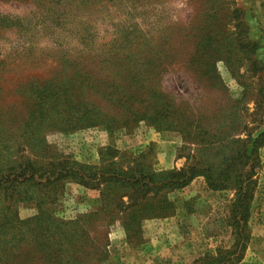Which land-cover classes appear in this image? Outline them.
I'll list each match as a JSON object with an SVG mask.
<instances>
[{"label":"rangeland","instance_id":"374dc122","mask_svg":"<svg viewBox=\"0 0 264 264\" xmlns=\"http://www.w3.org/2000/svg\"><path fill=\"white\" fill-rule=\"evenodd\" d=\"M250 41L254 48L240 45ZM129 71L156 75L166 102L222 141L197 145L176 130L108 124L122 110L97 91ZM262 132L264 0H0V179L18 175L28 161L46 171L44 179L55 168L98 166L107 149L119 165L136 160L157 175H182L194 163L220 179L250 172L248 241L237 264H264V146L251 152ZM239 151L246 156L236 158ZM207 183L196 176L138 198L129 188L96 190L68 178L24 186L31 200L19 204L8 201L4 186L0 264L26 263L19 256L25 236L4 225L11 219L5 209L26 224L35 201L64 221L96 214L89 237L101 243V264L217 257L234 243L237 191Z\"/></svg>","mask_w":264,"mask_h":264},{"label":"trees","instance_id":"16d2710c","mask_svg":"<svg viewBox=\"0 0 264 264\" xmlns=\"http://www.w3.org/2000/svg\"><path fill=\"white\" fill-rule=\"evenodd\" d=\"M233 13L235 19L239 20V11L233 10ZM240 45L246 49L248 46L254 48L251 41L240 43ZM214 53L213 50L209 49L208 54L210 56ZM202 72L203 75L210 76V71ZM211 77L217 79L218 76ZM154 78L157 76L150 71H146V73L129 71L127 74L124 73L123 79L103 84L106 88L97 91L98 94L110 104L118 102V106L122 110V113H119L114 119H109L108 124H123L122 128L129 130L130 127L134 128L142 122L155 130H176L197 145L211 146L222 141L211 135L210 132H206V127L201 120H197L198 123H189L187 109L181 107L173 109V105L169 101L166 102L161 95L160 87ZM193 125L199 133L192 129ZM107 126L110 128V125ZM202 135L209 137L203 138ZM263 146L264 132L260 133L252 142L251 152L256 155V150ZM240 152L237 153L236 158L246 156V153L241 154ZM116 153L112 149L102 151L98 166L81 165L70 169L55 168V170L48 172V177L45 179L46 171L35 169L34 164L28 161L23 165L18 175L12 178L11 176L1 178L0 189L6 186V189L9 190L7 193L8 201H13L15 197L17 204L29 203L31 198L28 195V189L23 190L24 186L46 188L59 180L69 178L79 185L96 190L101 186L105 188H129L133 191L132 195L139 198V195L144 196L149 192L161 191L169 185L182 188L194 177L204 176L208 182V187L213 190L236 188V197L231 205L235 239L229 249L222 252L219 250L217 257L211 252L196 259L192 264L239 263L248 241L249 204L253 198V181L250 172L237 177L234 181L228 174L220 179V175L215 174L214 176L207 166L197 168V163H194L186 172L183 171L182 175L168 173L169 176H164L149 172L136 160L124 161L123 165H119L113 160ZM167 179L171 180L168 181L170 184ZM35 206L36 215L30 218L26 224L19 220L14 221L15 216L12 214H16L15 210L10 213L7 208L5 209V214H11V219H8V225H4L9 226L7 229H10V233L25 236L26 241L19 250V256L26 260L25 264H101V243L95 237H89L91 234L90 226L96 214H84L73 220L64 221L48 212V208L41 206L40 202L35 201ZM2 211L4 210L0 203V213ZM86 260H88L87 263Z\"/></svg>","mask_w":264,"mask_h":264}]
</instances>
